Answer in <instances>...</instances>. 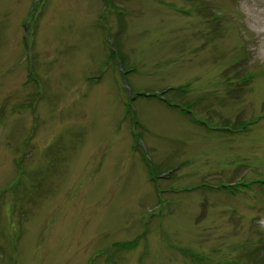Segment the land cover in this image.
<instances>
[{
    "label": "rangeland",
    "instance_id": "rangeland-1",
    "mask_svg": "<svg viewBox=\"0 0 264 264\" xmlns=\"http://www.w3.org/2000/svg\"><path fill=\"white\" fill-rule=\"evenodd\" d=\"M237 2L0 0V264H264V4Z\"/></svg>",
    "mask_w": 264,
    "mask_h": 264
},
{
    "label": "clouds",
    "instance_id": "clouds-1",
    "mask_svg": "<svg viewBox=\"0 0 264 264\" xmlns=\"http://www.w3.org/2000/svg\"><path fill=\"white\" fill-rule=\"evenodd\" d=\"M261 4H264V0H255V7L261 8ZM245 5H247L248 7L253 6L252 4L248 3V0H238L236 5L237 12L243 14ZM261 18L264 19V13L261 14ZM248 31L252 32L257 39L264 38V27H259L255 30L248 29Z\"/></svg>",
    "mask_w": 264,
    "mask_h": 264
},
{
    "label": "bare ground",
    "instance_id": "bare-ground-1",
    "mask_svg": "<svg viewBox=\"0 0 264 264\" xmlns=\"http://www.w3.org/2000/svg\"><path fill=\"white\" fill-rule=\"evenodd\" d=\"M261 24H262L263 27H264V19H261Z\"/></svg>",
    "mask_w": 264,
    "mask_h": 264
}]
</instances>
